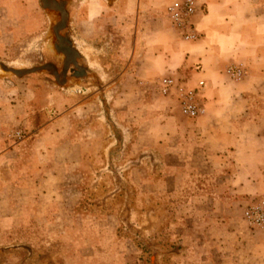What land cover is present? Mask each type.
<instances>
[{"label":"rangeland","instance_id":"obj_1","mask_svg":"<svg viewBox=\"0 0 264 264\" xmlns=\"http://www.w3.org/2000/svg\"><path fill=\"white\" fill-rule=\"evenodd\" d=\"M62 1L60 35L87 73L63 83L48 71L0 76V264L264 260L256 247L264 227L243 218L264 199V170H240L243 152L235 148L243 124L264 118V75L255 90H237L250 66L231 62L224 73L238 65L245 77L203 78L206 111L187 119L174 97L152 87L167 73L139 63L143 49L168 42L158 33L172 0ZM8 3L0 62L51 63L60 72L52 31L59 14L40 0ZM256 4L264 10V0ZM230 131L233 139H223Z\"/></svg>","mask_w":264,"mask_h":264},{"label":"crops","instance_id":"obj_2","mask_svg":"<svg viewBox=\"0 0 264 264\" xmlns=\"http://www.w3.org/2000/svg\"><path fill=\"white\" fill-rule=\"evenodd\" d=\"M122 2L125 1L121 0L120 4ZM141 2L149 6L153 3L155 5L159 0H139ZM197 3L195 26L199 34L198 40L185 43L167 20L158 35L168 42L164 47L153 46L148 51L143 49L140 66H158L157 71H165L166 76L173 75L188 82L193 78L199 81L205 78L213 84L226 82L224 67L234 61L250 66L247 78L234 87L242 91L255 90L256 80H259L257 77L264 75V10H260L256 0H197ZM10 6L8 0H0V45L7 36L4 14L10 10ZM14 8L17 12L18 7ZM150 28L151 23L146 24L145 30ZM82 54L84 55V51ZM139 67L135 71L141 69ZM81 69L83 73H87L86 69ZM220 91H223L222 87L215 89L214 96L217 97ZM206 96L209 98L208 94H204ZM213 99L216 103L217 100ZM215 121L220 124L216 119L213 123ZM239 133V139L235 137V148L241 145L243 152L242 161L239 162L240 170H264V118L245 122ZM234 135L230 131L223 133L222 137L231 140ZM243 137L246 142L241 144ZM256 247L257 250L264 251V244ZM255 264H264V260Z\"/></svg>","mask_w":264,"mask_h":264},{"label":"built area","instance_id":"obj_3","mask_svg":"<svg viewBox=\"0 0 264 264\" xmlns=\"http://www.w3.org/2000/svg\"><path fill=\"white\" fill-rule=\"evenodd\" d=\"M197 0H172L165 8V15L171 26L186 42H195L199 38L195 26L197 14ZM225 74L232 80H241L246 72L243 67L230 65ZM153 89L165 97H174L178 103L180 114L187 119H196L206 111L203 91L205 81H197L190 85L176 76L169 75L151 82ZM20 139V132H17ZM244 221L253 228L264 227V199L248 205L243 213Z\"/></svg>","mask_w":264,"mask_h":264},{"label":"water","instance_id":"obj_4","mask_svg":"<svg viewBox=\"0 0 264 264\" xmlns=\"http://www.w3.org/2000/svg\"><path fill=\"white\" fill-rule=\"evenodd\" d=\"M105 1L111 3L115 0ZM40 4L42 8L53 10L59 14V21L53 26L52 31L56 39L53 47L57 53L64 57L61 71H57L55 66L51 63L32 68H14L0 62V76L13 75L17 78H22L33 73L48 71L54 76L57 82L60 80L61 83L66 81L68 74H71L74 78L82 77V74H85V72H82L83 69H81L76 62L78 52L71 46V43L67 38L60 35V32L64 29L67 21V13L64 9L65 2L62 0H40Z\"/></svg>","mask_w":264,"mask_h":264}]
</instances>
